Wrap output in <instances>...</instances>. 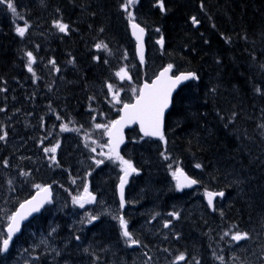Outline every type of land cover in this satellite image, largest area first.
Instances as JSON below:
<instances>
[{"label": "trees", "instance_id": "16d2710c", "mask_svg": "<svg viewBox=\"0 0 264 264\" xmlns=\"http://www.w3.org/2000/svg\"><path fill=\"white\" fill-rule=\"evenodd\" d=\"M13 2L17 16L0 5V136H5L0 140V242L9 217L37 185L51 184L61 202L71 203L75 180L97 178V169L109 158H98L103 161L99 165L90 160L92 149L98 150L105 141L106 130L96 124L108 125L117 118L120 104L136 96L141 79L121 7L125 0ZM163 4L162 12L158 0H144V25L150 32L159 28L157 34L164 36L162 60L176 70L194 71L198 79L176 94L166 119V142L130 132L124 158L133 159L140 170L141 179L136 181L146 189L152 186L157 194L153 196L157 205L151 204L150 209L156 217L162 209H191L170 181L169 165L183 162L203 186L236 193L228 207L258 227L264 221V0H163ZM192 17L199 21L197 27ZM56 21L68 25L67 30L59 31ZM25 22L28 28L21 37L16 28ZM97 44L107 49H97ZM27 52L34 57L32 72ZM121 68L129 70L130 79L121 81L116 76ZM108 84L114 86L112 92H119L120 103L113 104ZM61 125L69 130L61 131ZM56 145L53 162V154L44 149ZM84 158L88 159L77 175L76 163ZM206 166L212 168L210 172ZM159 177L171 183L158 184ZM102 181L96 179L103 192L111 195V184L102 185ZM47 216L38 217L21 239L47 230ZM193 220L197 219L186 223V233L196 230L201 236L202 219ZM145 231L151 233L143 226L138 235ZM114 233L107 228L103 240ZM199 238L180 243L192 246ZM44 262L40 259L38 264Z\"/></svg>", "mask_w": 264, "mask_h": 264}, {"label": "snow or ice", "instance_id": "6c2138e0", "mask_svg": "<svg viewBox=\"0 0 264 264\" xmlns=\"http://www.w3.org/2000/svg\"><path fill=\"white\" fill-rule=\"evenodd\" d=\"M137 0H125V2L121 5V7L124 9V11L128 14L131 23V26L133 28V34L137 35V39H141V35L144 33V29L141 28L138 24L134 22V16L133 13L129 10L133 5H135ZM158 4L160 7V10L163 12L164 4L163 0H158ZM0 5H6L7 9L11 11L13 16H17V8L13 2V0H0ZM192 23L194 25L198 24L199 21L196 19V17L191 18ZM54 26L59 29L61 32H65L68 28V25L56 21L54 22ZM28 25L27 22H25V25L23 27H17L16 31L19 34V36L23 37L25 35V32L27 31ZM137 30L139 35L137 34ZM157 32L160 31V29H156ZM161 46H163V36L161 35L160 40L157 41ZM97 49H100L103 47L104 49H107V45L97 44ZM28 57V71L32 72V63L34 62V57L31 52L26 53ZM140 58L141 61H143V51L141 49L140 52ZM106 62V61H105ZM54 64L55 62L52 61ZM173 65L169 64L167 68L164 69L163 72L160 73V76L157 77L155 81H153L151 84L145 83L142 88L138 90V93L135 97L134 103H125L123 105V115L120 117L119 120L113 121L111 124V127L108 125H102V124H96V128H104L109 136L108 141V147L110 150V157L115 156L116 159H118L123 166L124 176L121 177L120 182V207H124V185L127 182V177L131 174L136 172V168L132 165V163L128 160L123 159L119 155V152L117 151L119 148V145L123 143V136L121 134V130L124 125L126 124H139L140 131L143 132L144 136H150V137H159L160 140H164V132H163V126H164V117L165 112L169 108L171 103V97L172 92L176 88L178 84H180L182 81H187L189 79H197L195 73L188 72V73H181L179 75L169 76L168 73L172 70ZM58 70V69H57ZM35 75V74H34ZM116 76L120 78L121 81H123L125 78L130 79L128 76V72L125 68H121L117 73ZM110 92L113 91L114 86L112 84L107 85ZM134 92H136V89H133ZM257 92H260L261 89L257 88ZM113 100L116 103H120V95L119 92H114L113 94ZM59 119V117H58ZM67 125H61V131H68ZM6 135V134H5ZM5 136H0V140H3ZM58 145L53 146L51 148H45L44 151L46 153H52L53 155L50 156V159L55 162V153L57 150ZM92 151H95V149H92ZM163 155V154H162ZM165 159H169V157L165 156ZM6 163V162H5ZM97 165L103 163L102 160L96 161ZM171 168V165H169ZM197 168L201 167L199 164L196 165ZM172 175L174 179H176V188L178 190H181L183 188H190L193 185L198 184V181L196 179L188 177L182 168L179 166L176 167L175 171L172 172ZM38 188H40L39 185H37ZM41 192H43L45 195L43 197L37 198L33 197L32 200L26 201L25 204L20 205V209H25L27 206L26 211H17L13 215L9 217V225L7 227V237L0 242V252H7L9 248V244L12 240V237L15 233L20 231L21 228V222L29 215H31L34 212H39L40 209L44 206L45 203H50L51 201L48 199L49 188L44 187L41 188ZM204 195L207 198V203L210 207L213 206V202L215 197H223L224 192H211V191H205ZM95 200V197L88 191L87 186L84 188L83 194L77 197H73V203L79 204L81 208L84 207L85 203H91ZM169 215L173 217H177V213H170ZM114 219L119 220L120 227L122 229V235L126 238L127 242L130 246L139 244V241L133 238L132 233L128 230V223L124 219V217L121 215L119 217H113ZM96 216H90L88 218V223H92L94 220H96ZM169 222L165 223V227L169 226ZM228 233H225L227 235ZM247 237V234H241L236 233L232 236V239L235 241H239L241 239H244ZM79 239V237H77ZM185 257L183 255H180L177 257V261L184 260ZM222 259V258H221ZM198 264V262H197Z\"/></svg>", "mask_w": 264, "mask_h": 264}, {"label": "bare ground", "instance_id": "6f19581e", "mask_svg": "<svg viewBox=\"0 0 264 264\" xmlns=\"http://www.w3.org/2000/svg\"><path fill=\"white\" fill-rule=\"evenodd\" d=\"M119 5H121V4H119ZM93 9V8H92ZM54 10V9H53ZM78 12V11H77ZM68 13V12H67ZM121 15H123L122 13H121ZM122 18V17H121ZM93 19V18H92ZM95 19H96V17H95ZM93 21V20H92ZM94 23H96V22H94ZM126 23V22H125ZM81 24H82V22H81ZM79 27V26H78ZM84 29H86L85 27H83ZM95 29H97V28H95ZM95 29H93L92 31H94ZM72 31V30H71ZM105 31V30H104ZM96 32V31H95ZM107 32V31H106ZM75 33V32H74ZM108 33V32H107ZM102 36H103V34H102ZM260 149L259 148H257V153L261 156V153H260ZM147 155V154H146ZM145 155V156H146ZM257 155V154H256ZM259 156V157H260ZM137 157V156H136ZM174 157H175V155H174ZM176 158V157H175ZM262 159V158H261ZM262 161V160H261ZM210 164V163H209ZM181 168H183L184 170H185V165L184 164H178ZM144 171H146L145 170V168L143 167L142 168ZM149 169V168H148ZM212 168H210L209 166H206V172H210V170H211ZM154 170V169H153ZM153 172V171H152ZM242 172V171H241ZM244 173V172H243ZM242 174V173H241ZM240 176V175H239ZM244 176V175H243ZM246 176V175H245ZM221 178V177H220ZM251 178V177H250ZM253 178V177H252ZM96 179H98V180H103L102 181V185L103 184H107V183H109V184H111V188H112V185L114 184V182L116 181L115 180V178H114V176H113V174L112 173H109V174H107V173H105V172H102V173H100V174H98L97 175V178ZM217 179V178H216ZM224 179V178H223ZM242 179V178H241ZM162 179V177H159V180H158V184H163L164 186H165V183H166V179L165 180H163ZM227 180V179H226ZM207 181V180H206ZM219 181V180H218ZM221 181V180H220ZM223 181V180H222ZM256 181V180H255ZM245 182V181H244ZM222 183V182H221ZM207 184V183H206ZM212 184V183H211ZM210 184V185H211ZM214 185H216V183L214 184ZM241 185H245V183L244 184H241ZM240 185V186H241ZM210 187V186H209ZM211 187H212V185H211ZM243 187V186H242ZM111 188H110V191H111ZM99 189L100 190H102L101 189V187L99 186ZM149 189H146V187H144V186H141V188H137L136 189V200L138 201V204H141L142 206H144L145 208H147V209H152L151 208V204L153 205V202H152V195L153 196H156L153 192H152V190L150 189L149 191H148ZM103 191V190H102ZM165 191H166V189H165ZM165 194V193H164ZM163 199V198H162ZM141 200H145V202L144 203H141ZM234 200V199H233ZM162 201V200H161ZM235 201V200H234ZM180 204H182V203H180ZM183 205V204H182ZM154 206V205H153ZM155 207V206H154ZM198 209V208H197ZM199 210V209H198ZM153 211V213H154V216L155 215H157V213H155V210H152ZM234 210L233 209H227V213H228V218H229V216H237V214H235L234 212H233ZM159 213V212H158ZM162 215V212H160V214H159V216H161ZM194 215V217H192L193 219L194 218H196L197 220H193V221H199L198 219H204L205 218V216H202V215H199L198 214V212H196V213H194L193 214ZM239 215V214H238ZM225 218H227V215L226 216H224ZM137 217H135V216H133V219H134V222H135V224H136V227H137V235H138V228H140V227H143L144 226V223L142 222V220L141 219H136ZM235 219V218H234ZM188 222H190L189 220L186 222V223H188ZM192 222V221H191ZM200 222L201 223H206V221L205 220H200ZM186 223H185V225H184V227H183V236H182V239H181V242H185V243H187V244H190L191 242H196L197 240V238H199V237H201L202 236V233H204L205 231L204 230H202V231H204V232H202L201 233V236H200V233L199 232H197L196 230H193V231H191V233L190 234H187L186 233V231L188 230V226H189V224H187L186 225ZM8 227V226H7ZM7 227H5L4 229L7 231ZM147 235V237H149V238H151L152 237V233H151V235L150 234H148V233H146V234H142L141 236L142 237H144V236H146ZM109 239H104V242L106 243V244H108L111 248H114L117 244H118V242H117V239L115 238V236H113V235H111V234H109ZM141 236H139L138 235V237L140 238V239H142V237ZM199 240H200V238H199ZM198 240V241H199ZM199 243V242H198ZM141 246H142V248H143V252H142V254H147V255H150L151 257H155L154 259H159V260H162L163 259V257H164V255L166 254V253H169V254H172V252L175 250H173L172 248H167L166 250H165V248H163V249H160V248H157V249H155L156 250V252H155V254H154V252L153 251H155V250H150L147 246H146V244H145V242H143L142 241V243H141ZM180 246H185V245H183L182 243H180ZM157 253V254H156ZM127 258H126V260H128L129 259V256H126ZM45 263V262H44Z\"/></svg>", "mask_w": 264, "mask_h": 264}, {"label": "water", "instance_id": "95a60500", "mask_svg": "<svg viewBox=\"0 0 264 264\" xmlns=\"http://www.w3.org/2000/svg\"><path fill=\"white\" fill-rule=\"evenodd\" d=\"M133 28H132V26H131V32H132V35H133V37L135 38V40H136V42H137V45H138V53H139V55H140V52H141V49H142V51H143V44H144V40H145V36H146V34H145V32L141 35V39L140 40H138L137 39V35H134L133 34ZM137 34L139 35V33H138V30H137ZM140 60H141V58H140ZM164 70H162L161 72H163ZM160 72V73H161ZM170 73V72H169ZM169 73H168V75H169ZM157 79V78H156ZM155 79V80H156ZM154 80V81H155ZM188 81V80H187ZM186 81H182L180 84H178L177 86H176V88L173 90V92H172V96H173V94H174V92L178 89V87L181 85V84H183V83H185ZM171 100H172V97H171ZM135 102V101H134ZM133 102V103H134ZM171 108V103H170V106H169V108L166 110V112H165V115L167 114V112L169 111V109ZM123 109V108H122ZM123 115V111L121 110V116ZM120 119V118H119ZM118 119V120H119ZM164 120H165V117H164ZM134 125H136V124H126V125H124L123 126V128H122V130H121V134H122V136H123V143H121L120 145H119V148H118V152H119V154H120V149L125 145V143H126V137H125V135H124V132H125V130H127V129H129V128H132ZM138 125V128H139V131H140V127H139V124H137ZM163 128H164V126H163ZM140 134L142 135V136H144V134H143V132H141L140 131ZM144 137H150V136H144ZM150 138H153V139H159V137H150ZM108 139H109V136H108ZM126 184H127V182L125 183V185H124V190H125V186H126ZM197 185V184H196ZM196 185H193L192 187H190V188H193L194 186H196ZM47 188H49V187H47ZM190 188H184V189H190ZM118 192H119V197H120V199H121V194H120V185H119V188H118ZM49 193H50V195L48 196V199L50 200L51 199V191H50V188H49ZM45 194L43 193V192H41V191H39V192H37L36 193V195H35V197H37V198H40V197H43ZM46 204V203H45ZM44 204V205H45ZM42 209V208H41ZM40 209V210H41ZM27 210V206H26V208L25 209H20L19 208V210L18 211H26ZM38 212H34V213H32L31 215H29L28 217H27V219H25V220H23L22 222H21V226H22V224L25 222V221H27L30 217H32L34 214H37ZM21 229V228H20ZM20 233V231L19 232H17V233H15L14 235H13V237H12V239L14 238V236L15 235H17V234H19Z\"/></svg>", "mask_w": 264, "mask_h": 264}, {"label": "flooded vegetation", "instance_id": "af4514ba", "mask_svg": "<svg viewBox=\"0 0 264 264\" xmlns=\"http://www.w3.org/2000/svg\"><path fill=\"white\" fill-rule=\"evenodd\" d=\"M202 219V218H201ZM206 221V218L202 219ZM155 258V257H154ZM222 258V259H221ZM150 260L151 258H147L146 260ZM133 258H129L128 260H122V263L120 264H132L133 263ZM260 259H258L259 261ZM165 263H169V259H163L162 260ZM212 264V259L208 258V257H186L184 260L182 261H175V262H171V264ZM239 263L241 264H246L245 262V258L242 256L241 252L238 253V256L235 255H229L227 258L224 257V255H220L217 259V261L214 264H235V263Z\"/></svg>", "mask_w": 264, "mask_h": 264}, {"label": "rangeland", "instance_id": "374dc122", "mask_svg": "<svg viewBox=\"0 0 264 264\" xmlns=\"http://www.w3.org/2000/svg\"><path fill=\"white\" fill-rule=\"evenodd\" d=\"M141 10H143V7H140V15H141ZM256 77V76H255ZM260 82H261V79L260 78H258V82H257V85L258 86H260ZM223 93H225V92H223ZM226 135H228L227 137H229V133H226ZM106 150L108 151L109 149H108V147H106ZM108 155H109V151H108ZM172 159H175V157H174V155L172 154ZM178 164H180V162L178 163ZM177 164V165H178ZM181 164H184L183 162L181 163ZM185 166H186V164H184ZM140 167H141V165H140ZM160 168H161V171L163 172H166L167 171V168H165V167H162V166H160ZM157 170V174L159 173V170L158 169H156V168H149L148 170L151 172V170ZM103 172H105V173H107V174H109V173H112L111 171H103ZM113 174V173H112ZM114 176V175H113ZM115 178V177H114ZM97 184V183H96ZM97 187L99 188V185L97 184ZM149 189H152V186H149L148 187ZM147 188V189H148ZM235 190L237 191V188H235ZM102 191V190H101ZM231 191H233V190H231ZM103 192V191H102ZM152 192H153V190H152ZM83 194V193H82ZM81 195V194H80ZM156 196H157V194H156ZM201 196V193L200 192H198V193H195V197L196 198H198V197H200ZM152 197H153V195H152ZM153 199V198H152ZM154 201V199L152 200V202ZM79 205V204H78ZM153 205L154 206H156L157 205V203L154 201L153 202ZM88 206V204L87 203H85V205H84V208L86 209V207ZM199 210H200V207H197ZM105 209H106V211H108V212H111V208L110 207H105ZM145 209H147V208H145ZM227 209H230L229 207H227V208H225L224 210H222V212H221V218L222 217H224V216H226V215H228V213H227ZM148 210V209H147ZM234 211H236L235 210V208H234ZM135 217H137L136 219H141L142 220V216L140 215V214H135L134 215ZM231 219H234V218H231ZM236 219H239V218H235L234 220H236ZM225 220H226V218H225ZM248 221V220H247ZM142 222H143V220H142ZM220 223V221L219 220H217L216 221V224H219ZM244 226H246V225H244ZM247 227V226H246ZM2 229H3V227H0V231H2ZM145 233H148V231H145ZM236 233H243V232H236ZM235 233V234H236ZM148 234H150L151 235V233H148ZM114 236H115V238L117 239V236H116V233H114L113 234ZM118 240V239H117ZM199 249V247H198V245L197 246H195V248H194V250H198ZM171 254H169V253H166L165 255H164V257H163V259H167L169 256H170ZM162 259V260H163ZM38 264V263H37Z\"/></svg>", "mask_w": 264, "mask_h": 264}]
</instances>
